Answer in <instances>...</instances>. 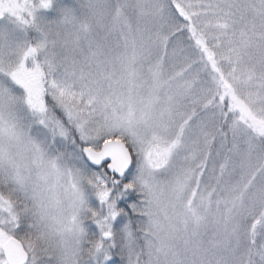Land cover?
Wrapping results in <instances>:
<instances>
[{"label": "snow or ice", "instance_id": "6c2138e0", "mask_svg": "<svg viewBox=\"0 0 264 264\" xmlns=\"http://www.w3.org/2000/svg\"><path fill=\"white\" fill-rule=\"evenodd\" d=\"M0 264H264V0H0Z\"/></svg>", "mask_w": 264, "mask_h": 264}]
</instances>
